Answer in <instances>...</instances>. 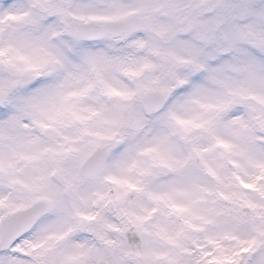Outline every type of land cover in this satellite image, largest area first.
I'll return each instance as SVG.
<instances>
[{
	"label": "snow or ice",
	"instance_id": "obj_1",
	"mask_svg": "<svg viewBox=\"0 0 264 264\" xmlns=\"http://www.w3.org/2000/svg\"><path fill=\"white\" fill-rule=\"evenodd\" d=\"M0 264H264V0H0Z\"/></svg>",
	"mask_w": 264,
	"mask_h": 264
}]
</instances>
